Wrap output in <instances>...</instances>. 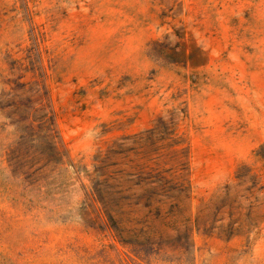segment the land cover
<instances>
[{"label": "rangeland", "instance_id": "rangeland-1", "mask_svg": "<svg viewBox=\"0 0 264 264\" xmlns=\"http://www.w3.org/2000/svg\"><path fill=\"white\" fill-rule=\"evenodd\" d=\"M0 264H264V0H0Z\"/></svg>", "mask_w": 264, "mask_h": 264}]
</instances>
